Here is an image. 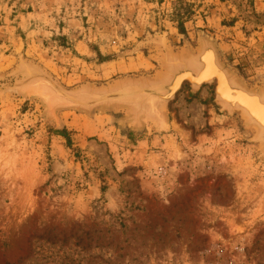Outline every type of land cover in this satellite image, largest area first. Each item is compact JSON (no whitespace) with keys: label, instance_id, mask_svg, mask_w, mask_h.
I'll use <instances>...</instances> for the list:
<instances>
[{"label":"rangeland","instance_id":"obj_1","mask_svg":"<svg viewBox=\"0 0 264 264\" xmlns=\"http://www.w3.org/2000/svg\"><path fill=\"white\" fill-rule=\"evenodd\" d=\"M204 39L264 87V0H0V88L156 77ZM41 91L0 90V264H264V146L213 83L140 122Z\"/></svg>","mask_w":264,"mask_h":264},{"label":"water","instance_id":"obj_2","mask_svg":"<svg viewBox=\"0 0 264 264\" xmlns=\"http://www.w3.org/2000/svg\"><path fill=\"white\" fill-rule=\"evenodd\" d=\"M28 75L12 86H35L50 109L76 108L92 111L96 108L124 107L128 120H157L162 110L174 98L184 82L192 89L203 84H214V99L226 104V111L244 114L248 125L256 130V139L264 146V87L249 88L243 84L220 60L213 42L201 41L194 53L166 54L162 70L156 77L124 78L107 87L85 85L77 89L63 88L48 74L30 67ZM223 102V103H221ZM242 116V115H241ZM243 117V116H242Z\"/></svg>","mask_w":264,"mask_h":264},{"label":"bare ground","instance_id":"obj_3","mask_svg":"<svg viewBox=\"0 0 264 264\" xmlns=\"http://www.w3.org/2000/svg\"><path fill=\"white\" fill-rule=\"evenodd\" d=\"M196 89L198 88L197 86L195 87ZM221 103H223V102H221ZM226 104H222V107L221 108H224V109H226V106H225ZM232 112H234V110H229V113H232ZM242 116H243V119L246 121L247 120V118H246V116L244 115V114H241ZM246 123L248 124V122L246 121ZM252 127V126H251ZM263 145V144H262Z\"/></svg>","mask_w":264,"mask_h":264},{"label":"trees","instance_id":"obj_4","mask_svg":"<svg viewBox=\"0 0 264 264\" xmlns=\"http://www.w3.org/2000/svg\"><path fill=\"white\" fill-rule=\"evenodd\" d=\"M57 134L61 135V136H64V137H67V134H66V131L65 129H60V130H56L55 131ZM69 141V140H68Z\"/></svg>","mask_w":264,"mask_h":264}]
</instances>
